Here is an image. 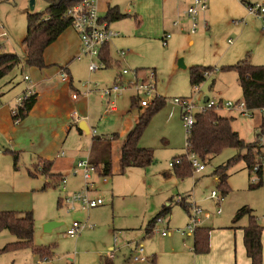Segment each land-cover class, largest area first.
<instances>
[{
  "label": "rangeland",
  "instance_id": "rangeland-1",
  "mask_svg": "<svg viewBox=\"0 0 264 264\" xmlns=\"http://www.w3.org/2000/svg\"><path fill=\"white\" fill-rule=\"evenodd\" d=\"M46 8L47 3L44 0H35L34 9L31 8V0H0V33L3 28L7 32L6 36L0 37V52L23 55V39L28 30V14L46 15ZM252 17L255 16L252 15ZM199 19L196 32L193 33L190 30L187 36H174L173 41L169 39V43L166 44L160 39L159 44L152 45L145 52V58L139 60L138 63L130 62L127 58L130 50L118 48L117 53L123 49L127 54L117 65H104L98 70L90 71L89 57H85L89 62L83 64L84 66H80L77 62L73 64V75L80 78L83 83H89L93 91L90 98V111L79 113V116L81 119H90L94 135L105 136L102 140L94 139L91 148L86 142L78 144L75 141L73 146L81 152L75 160V165L81 161L103 163L108 158L113 159V151L121 141H124L128 126L135 125V120L142 111L138 107H130L131 97H135L136 90L128 84L135 80L136 74L138 77H145L144 75L151 70L156 74V94L154 96L158 95V99H165V103L164 107L152 116L150 124L141 135L140 144L154 151L155 161L148 167L128 168L124 173H119L114 165V175L102 176L98 171L92 172L95 189L91 191V195L104 200L106 197L107 203L104 206L89 209V211L82 209L70 211L66 199L84 189L83 174H73V169L72 175L68 178L67 175L63 176L65 182L61 180L62 176L57 177L58 180L43 175L33 177L28 175L27 167L30 166L31 161H28L25 156L20 163L21 170L17 185L14 186L15 198L10 199L0 210L32 211L35 219L33 245L50 249L53 255L49 259L42 258L31 247L2 251L1 249L6 244L16 241L17 238L9 230H1L0 264H101V260L106 257H111L113 264H128L140 250L137 244L140 240L136 242L134 238H131L134 236L131 232L136 233L141 229L144 233L149 221L167 205L166 201L171 204V209L170 213L162 217L170 221L171 226L169 227L175 229L179 227L180 230L186 231L185 235L193 234V231L188 229L192 221L189 216L191 211L186 210L185 205L175 200L179 194L185 195L184 193L189 190H192L193 196L187 194L186 198L193 199L205 207L204 212H209V217H204L205 214L200 216L202 222L198 225H206L213 230H222L220 235H214V243H225L229 239V234L232 235L236 230H241L240 227L248 225L250 221L248 214L242 216L237 222L234 219L237 211L244 206L251 210L252 216L254 215L259 224L264 227L262 218L264 215V130L262 131L260 125L264 121L263 109L253 110L252 114L247 115L237 112L236 108V110L222 108L226 114L230 113L235 116L232 125L239 132L240 137L247 143L257 140L260 143V146L252 152L255 156L259 151L261 157L263 155L262 178L258 176L256 169L247 168L245 159L239 158V156L248 154L247 150L237 148H226L211 160L202 161L205 166L203 171L194 170L184 180H176L178 177L175 173L170 179L162 176L164 172L168 173L173 169L169 163L171 160V162L174 161V154L186 153L187 130L182 121L181 107L176 105L173 99L187 97L200 103L207 96L211 99L222 98L223 102H242L243 94L237 79V71L222 70L221 67L233 65L244 57L253 61L251 55L253 52L254 58L264 61V57H258L259 49L263 50L262 44H259L258 38L254 35L247 34L243 42L239 43L238 33H230L229 26L221 25L203 29ZM257 28L258 32L262 33L264 21L263 24L257 25ZM112 30L117 32L115 29ZM189 39L194 40V43H191ZM113 40L110 43H113ZM249 45L253 50H247L251 53L245 51L246 53H243L241 57L240 52L246 50L245 48ZM94 59L99 63V59ZM200 64L212 66L216 70L207 76L205 81L197 85L200 89L198 91L195 85L190 84L189 67ZM123 70H126V73H123ZM26 71L29 72V66L26 67L21 63L8 74L7 78L1 79L0 83L12 77L16 84L23 85ZM119 73L123 74V83L126 88L122 89L116 97L118 112L105 115L107 103L105 99H101L102 90L113 87ZM25 76L29 78V75ZM8 91L15 93L16 89L14 87ZM24 94L21 92L19 96L23 97ZM140 96L150 100L153 97L143 92H140ZM136 98L138 99L137 96ZM115 133L118 137L113 139L112 136ZM71 140V138L68 139L69 148H72ZM67 147H65V152ZM71 164L68 155L62 156L57 161V167L63 171L62 174L66 173V169L71 168ZM220 166H224L227 170L228 177L225 185L228 189L227 194L223 193L224 187L219 185V176L216 171ZM43 177L48 178L46 182ZM44 184H47V187ZM213 190L218 194L215 200L210 197ZM218 199H220V206L217 203ZM220 207L222 213L218 215L217 211ZM74 220L86 222V226L71 238L67 230L73 225ZM50 221L62 224L47 231L45 225ZM112 221L116 222L117 228H124L121 234L114 232ZM162 222L156 223L153 228L151 238L156 239V244L146 241L147 249L144 247V252L141 253L146 258L149 254L153 255L154 248L158 247L157 243L162 241L161 231L167 227V224ZM178 235L183 239L180 234ZM189 236L185 237L187 246L192 244L193 240ZM151 238L149 237L150 240ZM211 245L212 236L210 248ZM218 246L217 244L215 251L218 256H221L217 249ZM262 264H264V255Z\"/></svg>",
  "mask_w": 264,
  "mask_h": 264
},
{
  "label": "crops",
  "instance_id": "crops-1",
  "mask_svg": "<svg viewBox=\"0 0 264 264\" xmlns=\"http://www.w3.org/2000/svg\"><path fill=\"white\" fill-rule=\"evenodd\" d=\"M207 2V10L201 12L199 15V22L201 21L200 23H202L201 28L208 29L221 25L229 26L230 33H238L237 39L239 43L243 42L244 37L247 34L254 35L258 38V42L260 45L262 44L263 48V50L259 49L258 57H264V29L263 32L260 33L257 28V25L263 24V21L247 14L245 6L248 2L264 3V0H208ZM191 3L192 0H100L98 2L99 15L103 20L108 22L110 28L119 32L117 37L112 41L113 43L108 44L107 50L109 52V57L111 58L110 66L111 64L117 65L122 59L117 53L118 48H127L130 50L127 58H129L130 62L138 63L139 60L145 58V52H147L152 45L159 44L160 39L164 42L165 40L168 42L170 39L172 42L175 37L187 36L188 31L191 30L193 25L191 18L187 14L188 6ZM110 8L118 9L121 13L125 14V16L116 21L109 22L107 20V14L110 11ZM204 22H206L207 25H205ZM233 22L236 23L234 24ZM167 34H170V36L166 38ZM189 40L191 43H194V40ZM81 44L79 33L73 26H70L68 30L62 33L45 49L44 60L46 66H29V72L26 71L24 74V79L25 75H29V79H25L23 85L16 84L12 77H8L7 81L0 83V208L5 207L10 199L13 197L15 198L14 186L17 185L19 172L21 170L20 163L25 156L28 161H31L30 166L27 167L28 175H30L29 171L36 166L38 169H41L43 165L41 159H44L45 161L52 163L48 177L58 180L57 177L60 178L61 176L65 177L67 175L68 178L72 175L73 169L76 166L75 160L81 153L75 149V146H73L74 142L76 141L78 144L86 142V144L89 145V148H91L93 140L96 139V137L101 140L105 138V136L99 137L94 135L90 119L84 117L85 119L76 121L73 117L74 112H77L79 115V113L90 111V98L93 94L90 85L87 86V83H83L80 78L75 77L72 71L74 63L77 62L80 66H84L83 64H88L89 62V60L85 58L87 56L83 57L85 59L78 58L81 51ZM245 49L246 50L240 52V56L246 52L251 53V51H247L249 49L253 50L250 45ZM251 55L254 61L253 62L250 59L252 63L264 65V61L254 58V52L251 53ZM245 58L248 57L241 58L240 60ZM98 59L99 61H104L102 56ZM25 66L27 67L28 65L25 64ZM61 69L66 70L69 80H65L60 75ZM7 76L5 77L7 78ZM5 77L3 79H5ZM14 87L16 89L15 93L8 91ZM29 89L32 90V93L37 95L36 103L24 119L15 121L12 111L17 106L16 98L20 97L19 95L21 92H23V94L25 92H30ZM73 93L78 94L77 99L73 98ZM133 98L134 97H131L130 107H132ZM208 98L211 99L210 97L205 96L203 100ZM101 99H105L108 105L109 98L103 95V93ZM219 99L222 100V98ZM107 105L104 111L105 115L118 112L117 100L115 102V110L106 112ZM136 107L142 110L139 114L146 109L140 105ZM225 108L227 110L235 109ZM220 109L222 108L218 109L220 115L231 118L234 122L235 116L230 113L226 114L223 112V109ZM236 111L240 113L239 109ZM252 111L253 110H251V112ZM139 114L135 120V125ZM135 125L128 126V129L125 131V139L127 133L133 129ZM117 137L116 133L112 136L113 139H116ZM70 138L72 139V148H69L68 146V139ZM125 139L123 142L121 141L113 151L111 175H114V165H116L115 169L117 168L119 173L125 172L120 171V154L121 148L126 141ZM65 147H67L66 152L64 151ZM15 155H17V163L15 162ZM66 155L69 156L72 164L71 168L66 169V173L62 174L63 171L57 167V161L62 156ZM182 155V153L174 154L173 160ZM171 161L169 165L172 168ZM73 174H80V172ZM162 176H164L165 179H170L174 176L173 171L171 170L168 173L164 172ZM33 177H38V175ZM47 179L48 178L43 177L45 182ZM105 179V181H107L106 177ZM177 179L184 180V178L179 177L176 178V180ZM44 186L47 187V184H44ZM212 193L210 195L211 199H217V196H212ZM184 194L185 195L179 194L177 196V199L179 197L182 198L180 202H178L177 199L175 200L180 204L190 206V202H192L193 199H187L186 195L193 196V192L192 190H189ZM110 201L112 203V199ZM106 203L107 199L105 197V203L100 205V207L104 206ZM217 203L220 206V199H218ZM166 204L167 205L164 208L171 209V204H168L167 201ZM199 205L203 211L201 215L203 216V214H205L204 217H209V212H204L205 207L201 204ZM167 213H170V210ZM220 213H222L221 207L217 211L218 215H220ZM162 216H160L163 221L162 223L167 224V227L165 228L167 234L163 235L162 232L165 230L161 231L163 238H161V242L157 243L158 247L154 248L155 252H152L153 255L149 254L146 258L144 255H141L144 251L136 253L133 259H130L128 264H251V260L248 258L247 252L245 251L242 227H240L241 230H236L234 234H229V239L226 240L225 243H214V235H220L222 230H213V228H211V231H213L210 235L212 236L210 250L205 254H197L193 250V234H181L178 231L180 230L179 227H176V229L174 227L170 228V221ZM153 219L149 221L144 233L141 229L136 233L131 232L134 233V236L131 238H134L136 242L140 240L137 244L143 248V250L144 247L147 249L146 241L152 243L156 240L151 238L153 229L149 234L147 231V228ZM112 222L114 232L121 234L122 229L124 228H117L116 222ZM156 223L160 222H157L156 219L153 228ZM199 226L204 227L206 225ZM178 234H180L183 239L179 237ZM186 236L193 238L192 244L190 243L188 246L185 244ZM217 244L219 245L217 249H219L221 256H218L215 251ZM136 256L139 257L138 260H136ZM101 264H113V260L111 257H106V259L101 260Z\"/></svg>",
  "mask_w": 264,
  "mask_h": 264
},
{
  "label": "trees",
  "instance_id": "trees-1",
  "mask_svg": "<svg viewBox=\"0 0 264 264\" xmlns=\"http://www.w3.org/2000/svg\"><path fill=\"white\" fill-rule=\"evenodd\" d=\"M47 3L46 15L42 13L28 14V30L23 39L24 53L18 55L11 52H0V80L7 76L19 64L24 63L28 66L44 67L45 49L54 42L62 33L71 26L72 17L69 15V9L75 4L84 0H44ZM118 9L110 8L107 14V20L116 21L124 17ZM108 44L105 45L100 56L104 59L106 66L110 65L111 58L107 50ZM222 70H235L238 73V81L242 88L243 101L251 110L264 109V65H257L251 62L250 58H245L233 65H224ZM215 68L205 65H194L189 68L190 83L192 86L201 84L207 78V74H213ZM26 94V93H25ZM23 96L22 103L16 108L17 113L13 116L15 121L24 119L31 109L34 107L37 95L35 93ZM132 107L139 106V100L134 97L132 99ZM165 99H154L152 104L139 114L136 125L126 135V141L121 148L120 171L124 172L128 168L148 167L155 160L154 151L149 147H143L140 144V138L144 130L150 124L152 116L163 108ZM231 118L224 117L217 112V109H209L195 114V124L187 135V150L195 152L200 161L211 160L214 156L219 155L226 148H237L247 150L248 154L239 156L245 159L247 168L253 170L254 166H258L257 174L260 178L263 175L262 161L263 155L253 150L260 146L257 141L247 143L240 137L237 130L233 128ZM264 121L261 124L264 130ZM101 140L100 138H96ZM15 162L17 163V155ZM178 162L173 163L172 171L179 178H186L193 173L194 168L187 153L176 158ZM42 168H32L29 172L31 176L43 175L48 177L51 171V162L41 159ZM231 163V162H230ZM96 171L102 176L111 175L112 160L110 158L104 160L103 163H94ZM16 166V165H15ZM224 166H220L216 173L219 176V185L223 186V193L227 194L228 189L225 187L228 174ZM261 183V181H260ZM189 210V205L185 206ZM170 208H164L158 213L149 224L148 234L152 232L155 219L166 214ZM245 214L249 215L248 225L242 227L244 235V246L251 264L263 263V231L264 227L259 224L257 219L252 216L251 210L244 206L237 211L235 222H237ZM35 219L32 211L16 212L14 210H0V231L9 230L17 240L6 244L1 250H18L21 248L31 247L42 258L49 259L53 255V251L44 247H35L34 240ZM211 228L197 226L193 232L194 245L193 250L197 254H205L210 250Z\"/></svg>",
  "mask_w": 264,
  "mask_h": 264
},
{
  "label": "built area",
  "instance_id": "built-area-1",
  "mask_svg": "<svg viewBox=\"0 0 264 264\" xmlns=\"http://www.w3.org/2000/svg\"><path fill=\"white\" fill-rule=\"evenodd\" d=\"M100 0H84L81 1L74 6H72L69 9V15L72 17V23L71 26H73L77 32L80 35V42L81 44V51L78 55V58H83L85 56L89 57L91 59L89 64V70L95 71L100 68H102L105 63L104 61H99V63L95 62L94 58H100L101 50L102 48L109 44L112 39L117 37L119 32L112 30L108 26V22L106 20H103L101 16L99 15V9H98V2ZM207 1L208 0H192V3L190 4L187 14L192 20V32H196L198 30V19L201 12L207 10ZM247 7V12L250 15H253L261 20L264 21V3L259 2H248L245 4ZM205 25H207L206 22H204ZM7 32L3 28L2 32L0 33V37L6 36ZM170 34H167L166 38L169 37ZM166 40L164 44H166ZM119 57L124 59L127 52L123 49L118 51ZM123 73H126V70H123ZM136 74V73H135ZM60 75L65 79L69 80V76L65 69H61ZM208 76L211 75L210 73L207 74ZM25 79L28 80L29 78L25 76ZM155 79L156 74L153 70L147 73L145 77H138L136 74L135 80L129 82V86L134 88L136 90V95L139 99V105L141 107L147 108L152 104V101L156 98H159L156 94L155 90ZM87 86L89 83L86 84ZM199 85V84H198ZM126 88L125 84L123 83V74L119 73L118 77L116 78L115 85L110 88H104L103 95H105L107 98H109L107 110L106 112H111L116 109L115 102L116 97L119 96L122 89ZM196 90H200L197 85H195ZM30 92H27L25 95L32 94V90L29 89ZM140 92H143L146 95H153L152 100L149 98H142L140 96ZM161 97V96H160ZM73 98L77 99L78 94L73 93ZM23 97H19L17 99V107L22 103ZM173 102L181 107L182 111V121L184 122V125L187 130V135L193 128L195 124V114L201 113L202 111H207L209 109H219V108H237L242 114L249 115L251 113V109L247 107L244 101L242 102H234L231 101L223 102V100L217 98L213 99H207L206 101L203 100L200 103L194 101L191 98H179L175 97L173 99ZM16 107V108H17ZM13 109L12 115L14 116L17 113V109ZM264 110V109H263ZM73 117L76 121L80 120L81 117L78 115L77 112L73 113ZM264 141V138H263ZM187 146V144H186ZM186 153L191 160L192 166L195 171L202 172L205 168L203 162L200 161L198 155L193 151H188L186 148ZM178 162V160H174L171 162V165L173 163ZM254 169L258 170V166H254ZM80 172L83 174L85 185L84 189L79 192H75L71 197L68 196L66 199V203L68 204L69 210H76V209H82V210H88L92 208L99 207L100 205H103L105 203V200L101 197H93L91 195V191L95 189V182L92 181V172H96V167L91 162H79L76 167L74 168V173ZM61 180L65 182V178L61 177ZM106 180V179H105ZM65 188V187H64ZM217 192L213 191L212 196H217ZM182 200L181 197L177 199L178 202ZM190 212V218L191 223L188 225V229L192 230L194 232L195 228L198 225L200 220V215L202 214V208L199 204H197L195 201L190 202L189 206ZM264 219V215L262 216ZM157 221L162 222V218L158 217ZM86 226V223H83L78 220L73 221V225L68 228L67 234L73 238L76 236L81 229H83ZM181 234H186L185 230H178ZM163 235L167 234V231L162 232ZM143 248L140 247L139 252H142ZM136 260L139 259V257H135Z\"/></svg>",
  "mask_w": 264,
  "mask_h": 264
},
{
  "label": "water",
  "instance_id": "water-1",
  "mask_svg": "<svg viewBox=\"0 0 264 264\" xmlns=\"http://www.w3.org/2000/svg\"><path fill=\"white\" fill-rule=\"evenodd\" d=\"M34 6H35V0H31V8L34 9ZM207 99H205L206 101ZM62 223L61 222H54V221H50L48 223H46V230L47 231H50L52 230V228L56 227V226H59L61 225Z\"/></svg>",
  "mask_w": 264,
  "mask_h": 264
}]
</instances>
